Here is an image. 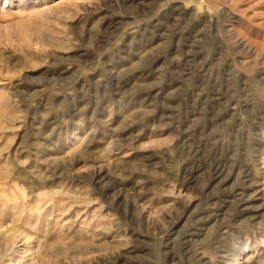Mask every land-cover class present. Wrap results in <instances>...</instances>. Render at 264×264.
<instances>
[{
	"label": "rangeland",
	"instance_id": "obj_1",
	"mask_svg": "<svg viewBox=\"0 0 264 264\" xmlns=\"http://www.w3.org/2000/svg\"><path fill=\"white\" fill-rule=\"evenodd\" d=\"M0 264H264V0H0Z\"/></svg>",
	"mask_w": 264,
	"mask_h": 264
}]
</instances>
